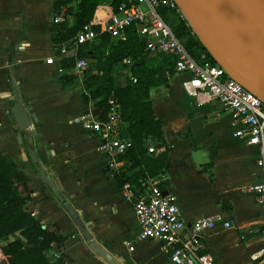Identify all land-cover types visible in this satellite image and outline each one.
<instances>
[{
  "label": "crops",
  "instance_id": "obj_1",
  "mask_svg": "<svg viewBox=\"0 0 264 264\" xmlns=\"http://www.w3.org/2000/svg\"><path fill=\"white\" fill-rule=\"evenodd\" d=\"M21 1L23 10L17 8L16 0L15 2L14 0H0V147L5 146L6 139V130L2 126H6V128L14 126L17 144L15 150H20L19 155H23L21 146L24 138L23 130L20 131L17 128L13 117L9 121L7 118L8 109L11 113L14 103L12 85L17 84L21 100L32 107L37 119L34 126H38L40 128L38 130H43V127L52 128L55 125L51 124V121L44 115V107L47 103L60 101L58 105L61 106L69 98L76 97L72 93H68L70 86H61L57 80L60 73H57V77L53 74L46 75L49 67H54L56 70L55 66L44 61V57H48V55L55 58L50 42L49 26L51 21L47 22L44 16L36 18L42 13H36L34 9L31 11L28 0ZM14 3L16 8L13 7ZM106 7L102 6L98 10L95 15L96 21L105 18ZM102 8H104L103 15L99 17ZM32 12L33 16L30 18ZM38 19L42 20L36 21ZM40 22H42V26ZM42 35H44V40L41 38ZM14 46H17V49L11 54L10 49ZM174 75L176 76L168 81L169 90L161 96V100L155 101L153 90L150 89L154 115L162 120L164 138L171 147L165 161L164 172L154 179L158 180L163 188L176 197L181 217L186 225L198 217L216 212L221 213L224 219L231 222L228 227L234 228L231 240L224 238L228 228H222L219 224L202 235V251L207 250L211 253L215 258V264H252L249 254L264 245V235L259 231L264 226V207L258 204L255 195L243 190L242 193L240 186L260 180V172L255 163L258 156L257 148L244 145L232 136L230 114L218 101L211 100L197 104L185 95L181 84H178L177 80L182 76ZM51 81L59 84V89L55 90V93L52 90L53 87L50 86L52 85ZM47 85L51 89H48ZM63 95H70V97L63 100ZM81 105L83 106H81L82 110L73 116V123H75L74 117L81 114L86 107L83 103ZM223 114L224 116H222ZM173 120L180 123L175 125ZM224 127H228L230 130L225 141L231 147L225 148L226 152L219 153L220 131ZM80 129L83 133L81 142L94 139L84 132L81 126ZM36 132L37 130H35L34 138H38V141L35 143L32 138L33 147H39L49 161L45 172L54 180L65 200L75 207L94 240L99 241L111 254L118 255L124 264H173L169 260L168 252L160 242L137 239L139 225L133 212L132 203L125 199L128 204L122 205L121 198L115 197L111 192L110 196H106L104 183L112 179L115 180V175L110 176L102 168L104 157L99 150L103 162L101 164L102 171H97L98 182L96 178L92 177V171L85 170L78 157H74V160L71 159L73 156L72 150L68 146L69 135L57 143L53 138L46 136L44 131L40 136H38L39 134L36 136ZM165 132H169L170 137H167ZM25 134L28 135L29 132ZM194 136L210 147L208 157L201 160L202 162H198V166L203 171L199 169L197 174H201L204 179L209 177L211 186H213L211 190L214 192L211 196L207 195L205 187L196 185L195 181L190 178L192 171H177V169L171 170L170 168L180 140L186 141L189 147L197 149ZM10 138L11 136H9ZM163 149L160 148L158 152ZM0 151L3 152L2 149ZM81 151L80 149L76 152ZM23 159L25 160L24 157ZM190 167L191 164L185 165L186 169ZM215 168H219L220 171L212 172ZM24 173L27 176V181L19 184V191L21 185L28 184L26 188L28 193L22 194L28 198L25 204V207L28 208L26 210L31 211L40 220L42 226L66 237L63 246L52 244L53 255L56 252L63 255L66 264H106L96 254L94 257L89 256L90 253L85 246L86 242L82 240L75 223L65 213L54 196L48 193V188L41 187L40 177L34 175L35 177L33 176V179L29 180V172L24 171ZM30 182L37 188H34L33 185L31 187ZM114 183L111 190L122 197L116 180ZM240 207L248 208L247 215L242 218L238 213ZM131 223L135 225L134 231H129L127 227ZM257 226H261V229ZM69 234H71L70 237ZM157 244L162 248L158 252L153 249V246ZM130 246L133 248L130 249Z\"/></svg>",
  "mask_w": 264,
  "mask_h": 264
},
{
  "label": "built area",
  "instance_id": "obj_2",
  "mask_svg": "<svg viewBox=\"0 0 264 264\" xmlns=\"http://www.w3.org/2000/svg\"><path fill=\"white\" fill-rule=\"evenodd\" d=\"M166 11L186 21L175 0H119L116 10L105 20L103 32L112 39H124L125 29L134 28L144 42L145 52L174 57V71L182 76L180 84L187 97L197 104L216 100L229 112L232 136L258 151L255 163L260 180L246 184L242 190L255 195L257 202L264 207V102L230 77L221 66L210 64L205 53L195 58L165 20ZM63 18L60 14L55 21L60 22ZM185 24L189 26L187 21ZM96 34L91 24H84L74 36L61 43L59 57L75 55L79 45L92 41ZM45 62L55 66L57 73L65 72L53 56L46 58ZM125 62L130 65L129 59ZM87 67L86 58L75 59L71 72L77 75L80 83ZM130 80L136 81L131 75ZM107 105L104 112L102 108L87 104L73 120L97 141V149L104 157L105 171L113 177L123 172L125 162L119 156L132 147V141L123 134L124 123L116 99L108 98ZM149 140H145L148 153H157L159 149L155 150ZM120 192L132 203L139 225L138 240L160 242L173 264H215L211 253L202 252L201 238L204 232L214 229L217 224L222 228L230 227L231 222L221 213L198 217L186 225L176 197L167 189L160 188L159 181L154 178L147 179V186L139 195L128 182L120 187ZM259 231L264 235V226ZM58 255L56 252V257ZM249 257L252 264H264V245L251 252Z\"/></svg>",
  "mask_w": 264,
  "mask_h": 264
},
{
  "label": "trees",
  "instance_id": "obj_3",
  "mask_svg": "<svg viewBox=\"0 0 264 264\" xmlns=\"http://www.w3.org/2000/svg\"><path fill=\"white\" fill-rule=\"evenodd\" d=\"M118 1L52 0L54 17L49 26L50 42L58 58V66L65 70L57 79L62 87L77 81V75L71 72L76 58L91 59L93 62L81 82L83 105L90 104L105 112L108 98L113 97L118 102L124 123L123 134L130 138L132 147L119 156L125 166L123 172L114 177L118 187L128 182L139 195L146 188L148 178H157L164 172L165 161L171 151L164 138L163 122L154 115L150 89L168 85V76L175 74V61L173 56L160 53L156 55L155 62L148 63L149 53L144 51V42L132 27L125 29L124 39H112L103 32L105 20L116 10ZM72 3H75V8ZM105 3L108 4L107 14L104 19L96 21L95 15ZM60 14L64 16L63 20L55 21ZM164 18L195 58L205 53L210 64H217L191 27L186 26V21L168 11L164 13ZM87 23L97 33L95 38L79 45L75 55L59 57L61 43ZM126 59H129L130 65L125 62ZM117 65L129 70L125 84L118 85L114 80L113 71ZM130 75L136 79L135 82L130 80ZM146 138L150 139L155 150L164 149L148 153ZM25 181L27 176L24 171L9 154L0 151V242L4 241L0 244V260L5 259L6 264H66L61 254L55 261L48 256L52 244H60L66 237L42 227L40 220L25 209L28 198L18 189L19 184ZM159 187L163 188L161 184ZM13 234L18 238L15 239Z\"/></svg>",
  "mask_w": 264,
  "mask_h": 264
},
{
  "label": "water",
  "instance_id": "obj_4",
  "mask_svg": "<svg viewBox=\"0 0 264 264\" xmlns=\"http://www.w3.org/2000/svg\"><path fill=\"white\" fill-rule=\"evenodd\" d=\"M197 39L215 62L244 88L264 102V0H175ZM17 8L23 10L21 0ZM17 46L10 49L13 54ZM14 103L11 114L17 128L30 129V138L37 121L32 107L21 100L17 84L12 85ZM31 157L38 165L34 152ZM40 185L50 194L75 223L86 247L106 264H124L118 255L111 254L85 226L75 207L65 200L54 180L42 169L38 171ZM44 227V226H42ZM16 239L18 235L13 234ZM61 246L64 242L60 243ZM6 264V260H0Z\"/></svg>",
  "mask_w": 264,
  "mask_h": 264
},
{
  "label": "rangeland",
  "instance_id": "obj_5",
  "mask_svg": "<svg viewBox=\"0 0 264 264\" xmlns=\"http://www.w3.org/2000/svg\"><path fill=\"white\" fill-rule=\"evenodd\" d=\"M15 2V0H14ZM29 2V8L31 11H33V9L36 11V13L40 12L42 13L41 15H37L36 18L42 17L44 16L45 20L47 22L51 21L54 17L53 11H52V0H28ZM73 6V8L76 7L75 3L71 4ZM14 8H16L15 3L13 5ZM103 9L100 11L99 13V17H101L103 15ZM33 16V12L32 15H30V18ZM42 19H38L36 21H41ZM40 25L42 26V22H40ZM42 34V33H41ZM43 40L44 35H42L41 37ZM49 57V55H48ZM47 56L44 57V61L45 58H48ZM57 56H55L56 58ZM156 54H149L147 55V62L148 63H152L156 61ZM88 60V67L91 66V63L93 62V60L91 59H87ZM87 67V68H88ZM86 68V69H87ZM86 71V70H85ZM58 76L56 70L54 67H49L48 71H46V75L51 76ZM129 74L128 68H121V66L117 65L114 68L113 71V76H114V80L116 82V84L118 85H122L125 84L127 82V75ZM174 76H171L170 78H167L168 81H170V79H172ZM182 81V77H180L177 82L178 84H180ZM52 82V81H51ZM53 87L52 90H58L59 89V84L55 81L52 82V85H50ZM49 85H47L48 89H51ZM153 90L154 93V100L159 101L161 100V96L163 94H166L167 91L169 90V85H161L158 87H152L151 88ZM161 90V91H160ZM165 91V92H164ZM81 92H82V87L80 84V81H75L72 85H70V88L68 90V93H72V95L76 96V97H72L69 98L70 95L68 96H64L63 100H67L66 103L62 104L61 106L58 105L60 103V101H58L57 103L49 102L46 104V107H44V115L45 117L47 116L48 120L51 121V124H55L52 128L48 127L45 128L43 127V130H38L40 129L38 126H34V129L37 130L36 132V136L37 134H39L38 136H40V134L44 131V134H46V136H49L51 138H53L57 143L63 141L64 137L66 135H69L68 141L69 144L68 146L71 148L72 150V160H74V157H78L81 160V163L84 165L85 170L87 171H92L91 175L93 178H96V180L99 182V176H98V172L97 171H102L101 168V164L103 162V158L101 156V154L98 152L97 149V141L95 139H88V140H84L81 142V138L83 137V133L81 132L80 126L73 123L72 122V118L73 116H75L76 114H78L81 110H82V98H81ZM157 93V94H156ZM151 99V97H150ZM152 101V99H151ZM153 105V104H152ZM82 106V107H81ZM155 106L157 108V104L155 102ZM224 116V114L222 115ZM221 116V117H222ZM11 113L8 109V113H7V118L8 121L11 119ZM206 118V116H204ZM224 121V120H223ZM173 123L179 124L180 122L177 120H173ZM2 128H5V135H6V139L8 138V140L5 139V146L0 147V149H2L3 153H9V155L13 158V160L18 164V166L20 168L23 167V155H19L20 150L16 148L17 144L15 141V127L12 126V128H6L2 126ZM30 129H25L23 130L22 134L25 136L27 134V132H29ZM229 129L228 127H224L221 129L220 131V139H219V153H224L227 150L225 148L227 147H231L230 144H228L225 140H226V136L229 133ZM167 137H170L169 132H165ZM9 136H11V138L9 139ZM35 136V137H36ZM194 143L197 144V149H193L191 147H189V145L186 143V141H179V143L177 144V149L173 155V163L171 164L170 168L171 170L173 169H177V171H192L190 174V178L193 179V181H195L194 183L198 186L201 187H205V191L207 193L208 196H211L212 194H214V192L211 190L213 188V186H211V181L209 179V177H206L205 179L203 178V176L198 173V170L201 169V171H203V169L201 167L198 166V162H202L201 160H204L208 157V153L210 151V147L207 146L206 144H204L203 142H201V140H199V138H197L196 136H194ZM221 140V141H220ZM33 141L36 143L38 141V138H34L33 137ZM32 141V142H33ZM172 144V142H170ZM38 145V143H37ZM22 147H24V143L21 145ZM45 146V145H44ZM82 150L81 152H76L77 150ZM47 151V150H46ZM48 152V151H47ZM176 160V162H175ZM25 163V162H24ZM186 164H191V167L186 169L185 165ZM197 167V168H196ZM104 169V168H103ZM213 171H220L219 168H215L212 170ZM30 174V178L29 180L33 179L32 177L34 175L37 176V173L35 171H33V173H31V171H28ZM35 177V176H34ZM37 178V177H36ZM219 178V177H218ZM115 180H110L106 183H104V191L106 192V196H110L111 193L115 196V197H120V203L122 205H126L128 204V202L125 200V198L121 197L118 193H115L113 190H111L114 187V183ZM32 187H34V184H32V182L29 183ZM27 186L28 184H24L20 186V193H28L27 192ZM243 186H240V191L242 192ZM34 188H37V186H35ZM19 189V186H18ZM111 192V193H110ZM243 193V192H242ZM119 200V199H118ZM260 204V203H258ZM261 205V204H260ZM26 206V205H25ZM25 209H28L25 207ZM247 207H240L238 209V213L239 216L242 218L245 215H247L246 211H247ZM129 231H134L135 230V225L133 223L129 224L128 226ZM257 228L261 229V226H257ZM232 231H234V228H228V231L225 233L224 238L226 240H231L232 236ZM69 237L71 236V234L68 235ZM11 238L9 237V240ZM4 241H1L0 244H3ZM87 248V247H86ZM154 250H162V248L157 244L156 246H153ZM87 251L90 253L89 256L94 257L95 254H93V252L87 248ZM48 256L52 261L56 260V253L53 255V248H51V250L48 252ZM162 261V260H161Z\"/></svg>",
  "mask_w": 264,
  "mask_h": 264
},
{
  "label": "flooded vegetation",
  "instance_id": "obj_6",
  "mask_svg": "<svg viewBox=\"0 0 264 264\" xmlns=\"http://www.w3.org/2000/svg\"><path fill=\"white\" fill-rule=\"evenodd\" d=\"M29 134H30V131H29ZM29 134L24 136L23 138L24 147L22 148H23V155H24L23 157L25 158V160L22 159L23 167L21 169L23 171H31V172L35 171L38 175V171H40L41 169L43 171H47L45 167L48 166L49 161H48V158L42 154L43 151H41L39 147L38 148L33 147L32 140L29 141V138H30ZM34 134H35V130H34V133L31 139L34 137ZM30 150L34 152V155L36 157V160L39 166H37V164L34 162L33 158L31 157ZM103 168L105 170L104 166Z\"/></svg>",
  "mask_w": 264,
  "mask_h": 264
}]
</instances>
